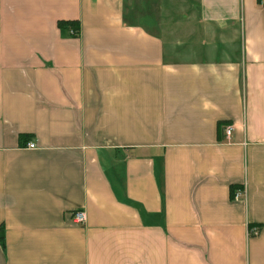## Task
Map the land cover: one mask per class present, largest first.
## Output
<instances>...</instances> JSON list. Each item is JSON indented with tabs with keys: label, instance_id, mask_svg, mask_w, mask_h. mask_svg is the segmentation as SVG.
Wrapping results in <instances>:
<instances>
[{
	"label": "crops",
	"instance_id": "obj_1",
	"mask_svg": "<svg viewBox=\"0 0 264 264\" xmlns=\"http://www.w3.org/2000/svg\"><path fill=\"white\" fill-rule=\"evenodd\" d=\"M0 264H264V0H0Z\"/></svg>",
	"mask_w": 264,
	"mask_h": 264
},
{
	"label": "built area",
	"instance_id": "obj_2",
	"mask_svg": "<svg viewBox=\"0 0 264 264\" xmlns=\"http://www.w3.org/2000/svg\"><path fill=\"white\" fill-rule=\"evenodd\" d=\"M73 32H75L74 29H72ZM234 131V126H231V125H228L225 127V134L227 136L231 135V133ZM28 148H31V149H35V148H38V145L36 142H30L28 145H27ZM235 198H245L247 196V191H246V188L242 187V188H239V189H236L235 190ZM72 221L75 223V224H78V225H83L86 223L87 221V214L85 212V210H76L72 213Z\"/></svg>",
	"mask_w": 264,
	"mask_h": 264
},
{
	"label": "trees",
	"instance_id": "obj_3",
	"mask_svg": "<svg viewBox=\"0 0 264 264\" xmlns=\"http://www.w3.org/2000/svg\"><path fill=\"white\" fill-rule=\"evenodd\" d=\"M59 25L62 28L72 27L76 31L79 30V24L75 21H60ZM235 188V186H232V193L234 192ZM1 238L3 239V235H1Z\"/></svg>",
	"mask_w": 264,
	"mask_h": 264
}]
</instances>
